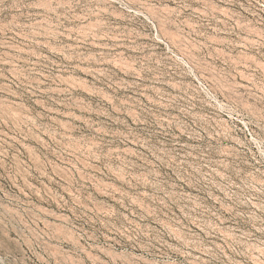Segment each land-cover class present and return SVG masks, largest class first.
<instances>
[{
	"label": "rangeland",
	"instance_id": "rangeland-1",
	"mask_svg": "<svg viewBox=\"0 0 264 264\" xmlns=\"http://www.w3.org/2000/svg\"><path fill=\"white\" fill-rule=\"evenodd\" d=\"M142 259L264 264V0H0V264Z\"/></svg>",
	"mask_w": 264,
	"mask_h": 264
},
{
	"label": "bare ground",
	"instance_id": "bare-ground-1",
	"mask_svg": "<svg viewBox=\"0 0 264 264\" xmlns=\"http://www.w3.org/2000/svg\"><path fill=\"white\" fill-rule=\"evenodd\" d=\"M139 260V259H138ZM140 263V262H139ZM141 264H152L148 259H142Z\"/></svg>",
	"mask_w": 264,
	"mask_h": 264
}]
</instances>
